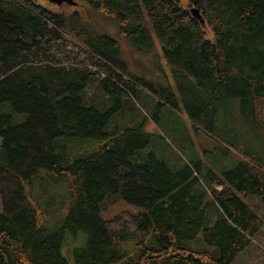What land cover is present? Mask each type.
<instances>
[{"label": "trees", "instance_id": "trees-1", "mask_svg": "<svg viewBox=\"0 0 264 264\" xmlns=\"http://www.w3.org/2000/svg\"><path fill=\"white\" fill-rule=\"evenodd\" d=\"M36 1L0 0V107L25 117L16 123L0 114V264H68L61 254L67 231L86 234L73 264H234L264 226L241 199L264 204L262 164L241 155L216 175L194 156L172 169L155 152L145 154L151 139L145 126L120 128L116 121L122 97L136 96L139 84L160 98L158 108L179 109L174 94L130 75L112 35L76 12L65 15ZM77 1L110 20L133 49L154 50L156 39L185 85L180 101L195 131L213 134L206 118L226 96L251 99L252 121H261L264 0ZM93 70L107 77L97 82ZM95 82L99 89L90 95ZM59 138L102 145L64 166L57 151L68 145ZM58 179L67 202L62 225L49 233L40 183ZM106 199L142 211L108 222L99 216Z\"/></svg>", "mask_w": 264, "mask_h": 264}, {"label": "rangeland", "instance_id": "rangeland-1", "mask_svg": "<svg viewBox=\"0 0 264 264\" xmlns=\"http://www.w3.org/2000/svg\"><path fill=\"white\" fill-rule=\"evenodd\" d=\"M72 1L73 5L66 2L58 4L51 0H37L36 2L54 11H61L65 15L76 12L82 21L89 24L92 29L112 35L121 45L122 56L128 65L130 75L142 78L153 85L169 88L178 101L179 109H172L165 104L158 108L157 104L161 101L160 98L145 90L123 73L115 72L123 76L122 79L125 83L138 84L133 87L138 95H123L122 108L116 121L120 128L132 127L140 123L145 126L144 130L151 134L150 144L144 150L145 154L155 152V155L164 160L172 169H179L185 164H189L190 156H194L196 157L194 160L196 164H198L197 161H201V166L205 170H211L216 175L234 167L242 158L241 155L257 158L258 163L264 167V98L256 101V110H258L261 120H258V123L253 122L251 118L249 107L251 99L226 96L216 101L213 114L206 118L207 122H212L206 127L212 130L213 134L195 131L192 123L185 116L180 101L179 86L184 87L185 85L181 78L176 79L173 67L163 56L156 39H154V50L133 49L126 39L123 41V38L117 34L116 28L110 20L96 13L90 6H86L77 0ZM194 7L196 6H192L191 10ZM130 44L133 43L130 42ZM93 72L97 73L95 76L98 78L97 82L107 77L106 73L100 74L98 70H93ZM190 84L192 85V83ZM88 89V93L91 95L99 88L95 82ZM86 100L88 98L84 102ZM90 101L96 104L97 99L94 96ZM2 113L10 114L16 123L22 122L25 118L24 115L14 113L7 104L0 107V114ZM212 116L215 117L214 120L210 119ZM60 139L57 140L58 144ZM178 139L179 142L184 140V148L178 146ZM62 141L68 147L57 152L64 158V166H68L69 161L72 162L79 157H85V154L102 145V141L94 139L84 141L83 139L62 138L60 142ZM231 145L236 147L237 152L230 149L229 146ZM40 186L39 195L42 197V201L49 203V207L45 211L46 216L49 217L47 229L49 233H52L63 223V208L67 202L65 185L62 179H58L54 182H41ZM241 199L260 215L264 223V204L257 197ZM43 206L46 207L47 204ZM100 209V218L108 222L118 218L124 212L136 214L142 211L140 207L125 203L121 199L110 202L106 199L101 204ZM85 241L86 234L82 231H67L65 233L61 254L68 264H73L75 250L82 248ZM234 264H264V226Z\"/></svg>", "mask_w": 264, "mask_h": 264}, {"label": "water", "instance_id": "water-1", "mask_svg": "<svg viewBox=\"0 0 264 264\" xmlns=\"http://www.w3.org/2000/svg\"><path fill=\"white\" fill-rule=\"evenodd\" d=\"M51 1H55V2L58 3V4H60L61 2H66L67 4H70V5H73V4H74L72 0H51ZM191 15H192L196 20H198L199 23H200L201 25H204L205 21H204V19L201 17V14H200V12H199L198 9L193 8V9L191 10Z\"/></svg>", "mask_w": 264, "mask_h": 264}, {"label": "crops", "instance_id": "crops-1", "mask_svg": "<svg viewBox=\"0 0 264 264\" xmlns=\"http://www.w3.org/2000/svg\"><path fill=\"white\" fill-rule=\"evenodd\" d=\"M150 83V82H149ZM140 94V93H139ZM136 95H138V93L136 92ZM145 128V127H144ZM181 145L182 147H184V140H182L181 142H179V139H178V145Z\"/></svg>", "mask_w": 264, "mask_h": 264}]
</instances>
